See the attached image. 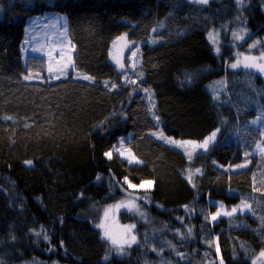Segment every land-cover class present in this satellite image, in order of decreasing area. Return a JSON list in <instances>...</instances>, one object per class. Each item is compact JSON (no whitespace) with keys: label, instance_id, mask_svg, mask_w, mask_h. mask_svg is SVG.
I'll return each mask as SVG.
<instances>
[{"label":"trees","instance_id":"trees-1","mask_svg":"<svg viewBox=\"0 0 264 264\" xmlns=\"http://www.w3.org/2000/svg\"><path fill=\"white\" fill-rule=\"evenodd\" d=\"M0 11V264H261L264 80L230 64L264 55V0H0ZM46 14L66 18L67 76L23 58L27 21ZM122 36L139 54L119 71ZM108 210L120 233L106 231Z\"/></svg>","mask_w":264,"mask_h":264},{"label":"rangeland","instance_id":"rangeland-1","mask_svg":"<svg viewBox=\"0 0 264 264\" xmlns=\"http://www.w3.org/2000/svg\"><path fill=\"white\" fill-rule=\"evenodd\" d=\"M3 18V14L0 11V19ZM73 54L74 50L68 38V26L66 18L60 14H46L43 17H33L27 21L25 38L22 45V55L24 60L26 58H41L46 61L48 71L55 76V78L67 76L73 69ZM139 54V47L131 43L125 36L116 39L110 48V62L119 71L127 69L125 64L126 58L129 60V68H134ZM126 56V57H125ZM231 69L251 70L255 75L263 78L264 80V55H240L238 54L234 61L230 64ZM221 83H216L214 86L209 87V91L214 97H219ZM215 89H218L216 91ZM257 110L260 108L259 104L255 103ZM253 125L261 131L264 135V114L259 113L253 121ZM118 149V153L121 157L135 161L133 159L132 152L122 144ZM192 146L200 147L195 145ZM121 148L122 151H120ZM125 150L129 152V156L125 154ZM258 155H264V147L261 144L256 148ZM131 208V205L130 207ZM118 209H122L119 207ZM249 206L244 204L237 206L236 208L220 214L226 213L228 216H234L237 213L248 212ZM112 212L108 210L103 218V225L106 231L112 230L113 227H117V232L120 233V228L116 225L113 226L111 220ZM219 216L217 213L216 217ZM225 216V215H223ZM261 264H264V253L258 257Z\"/></svg>","mask_w":264,"mask_h":264}]
</instances>
